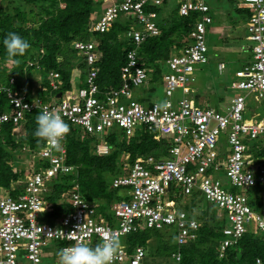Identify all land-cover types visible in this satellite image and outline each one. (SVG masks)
<instances>
[{
	"label": "built area",
	"instance_id": "obj_1",
	"mask_svg": "<svg viewBox=\"0 0 264 264\" xmlns=\"http://www.w3.org/2000/svg\"><path fill=\"white\" fill-rule=\"evenodd\" d=\"M162 1L112 0L90 20L88 31L99 33L122 15L137 24H130L122 34L135 46L126 51L118 86L100 89L95 67L100 53L92 37L71 42L87 65L83 85L75 84L78 80L73 79L70 89L59 90V96L56 94L46 100L34 89H30L28 97L25 87L14 88L13 76L8 85L0 81V94H5L11 107L0 111V125L4 122L18 124L27 112L47 109L60 115L69 128L58 142L44 139L37 148L23 147L36 162L25 173L22 187L12 183V189H21L17 194H0V264H18L19 259L28 264H41L43 247L50 240L69 242L63 246L66 247L78 242L91 243L96 238L99 246L141 225L158 229L173 225L177 241L182 243L194 236L191 230L196 228L197 222L187 219L186 212L175 208L174 201L167 197L171 183L185 194L198 189L208 203L223 210L228 224L221 230L220 256L243 233L245 222L253 219L264 232V206L255 212L244 192L257 183L264 202V164L255 161L246 142L264 135V116L257 117L254 113L245 117L248 97L256 101L264 97V0L237 2V7L248 12L241 26L248 44L242 47L249 49L250 57L235 72L230 87L237 92L224 110L199 105L189 86L194 80L195 65L209 60L206 34L213 15L207 0L178 2L179 15L197 12L199 16L181 40L182 45H173V51L165 60L167 70L160 78L164 100L146 103L135 99L134 90L150 79L149 72L139 61L137 47L148 37L160 33L157 12L146 6H159ZM35 61L29 60L28 64ZM224 66V62L218 63L220 69ZM47 78L48 92H56L60 87L59 73L49 71ZM36 87L46 89L40 81ZM177 90L180 96L174 97ZM142 127L153 132L157 140L161 137L170 140L168 156L159 159L152 155L139 156L131 164L124 163L127 173L112 178V186L125 191V196L114 205L118 218L116 227L97 218L93 206L78 191L71 192L73 211L63 215L59 222L38 221L39 213L53 209V204L44 200L47 181L58 173L72 170L73 166L65 162L68 134L79 129L84 134L95 135V152L106 154L109 148L103 138L105 130L121 129L128 137ZM224 133L228 147L222 141ZM233 187L237 191L232 190ZM144 255L142 246H136L129 253L124 244H118L112 264H124V260H128L126 264H143ZM256 262L263 264L260 258Z\"/></svg>",
	"mask_w": 264,
	"mask_h": 264
},
{
	"label": "trees",
	"instance_id": "obj_2",
	"mask_svg": "<svg viewBox=\"0 0 264 264\" xmlns=\"http://www.w3.org/2000/svg\"><path fill=\"white\" fill-rule=\"evenodd\" d=\"M16 1L18 3L14 4L13 12H8V8H0V81L2 83L8 85L9 78L13 76L14 88L25 87L28 97L31 94L30 89H34L38 96L46 100L58 94L59 90L62 92L71 88L73 79L76 80L75 69L79 76L77 84L83 85L87 65L83 57L71 46V42L74 39L91 37L96 41V49L100 53L95 65L100 89L118 86L121 83L120 67L125 62L126 51L135 46L122 34L135 22L134 19L122 15L114 20L106 31L89 32L91 16L94 12L98 14L96 7L104 6L102 0ZM20 1L30 5L29 12L21 8ZM231 1L237 6L239 0ZM236 6V15L239 14L242 20H245L247 10ZM146 8L154 9L160 15V6L147 5ZM28 13L32 14L33 25L27 23ZM172 15L171 19L169 15L161 20L157 19L160 33L148 37L137 47L139 61L149 72V84L152 86L161 83L160 78L166 68L165 60L173 51V45L177 47L182 45L181 40L188 35L193 21L199 16L197 12L181 16L177 10ZM8 32H16L29 41L30 47L23 56H7L2 41ZM29 60L36 61L34 64H28ZM30 69L41 71L40 83L46 86L45 90L38 89L36 83L34 86V79L26 75ZM49 71L59 73L60 87L56 92H48ZM144 89L145 86L136 88L134 95L139 101L148 103L150 100L141 92ZM249 105L251 115L257 113V117L264 116V97L259 101L249 97L247 107ZM10 108L5 94H0V111ZM38 113L39 110L27 112L18 124L4 122L0 125V187L11 195L21 190L12 189L11 183L21 179L26 171L23 168L15 169L16 153L22 152L25 146L31 150L44 142V138L34 135L35 118ZM80 133L82 132L78 129L66 137L65 162L73 167L70 172L58 173L49 180L48 190L44 192V200L53 201L54 209L50 213H43L42 217L49 218L71 211L73 207L68 202L69 195L72 191H78L83 199L93 204L97 214L111 221L114 204L125 196L122 187L111 185L112 177L127 172L123 163H132L139 156L152 155L158 159L168 156L171 142L165 137L155 139L153 132L143 127L128 137L123 130L111 128L103 132V138L109 148L108 152L97 154L94 148L97 137L92 134L83 136ZM246 142L248 151L255 161L264 164V135ZM125 156H127L126 161ZM259 189L256 183L244 191L248 194V203L255 212L264 206L258 193ZM232 190L237 191V188L233 187ZM197 195H202L205 200L198 189L185 194L174 183H171L167 192V197L174 201L175 208L184 210L187 219L196 220L197 226L193 229L192 238L178 244L172 242L174 236L172 225L159 229L139 226L122 237L126 242L127 251L131 252L136 245L144 247L146 252L149 250L147 264H160L156 263L153 253L165 250L170 259L169 264H258L257 258H260L264 264V232L259 230L253 219L244 223L245 230L224 250L223 255L218 254L219 241L222 238L221 230L228 224L227 218L225 216L216 218L211 211L213 208L211 205L209 207L206 204H196ZM160 245L162 248L159 250Z\"/></svg>",
	"mask_w": 264,
	"mask_h": 264
},
{
	"label": "rangeland",
	"instance_id": "obj_3",
	"mask_svg": "<svg viewBox=\"0 0 264 264\" xmlns=\"http://www.w3.org/2000/svg\"><path fill=\"white\" fill-rule=\"evenodd\" d=\"M0 0V8H8V12H13L14 10V4L18 3L16 0ZM112 0H102V4H109ZM165 2L160 5L162 9H164L165 14L169 15V19H171L170 16H173L172 14H175V11L177 10V0H164ZM223 1V0H222ZM224 7L226 10H229L231 12L232 16H236L235 12V6L236 4L233 3L231 0H224ZM21 8H25L26 12H29L30 5L22 3L20 1ZM237 7V6H236ZM101 8L96 7V11L99 13L101 11ZM224 9V10H225ZM97 15L96 12H94L91 16V19H94ZM162 14L160 17H158V20H161ZM90 19V20H91ZM219 21V20H218ZM33 17L32 14H27V23L28 25H33ZM242 23H239L238 27V40L235 41V37L232 36L230 30H226L223 33V40L222 41L218 36L216 37L212 31L207 32L206 34V40L207 44L209 46L208 55L210 59L202 64H196L194 68V80L189 83L190 88L193 90L194 94H197L200 97H204L207 99V101L210 103L211 107L218 108L224 110L229 104H230V98L237 92V90H234L230 87L232 80L235 79V72L240 69L242 66V63L240 64V59L232 60V57L239 55H244L245 49L242 47V45H248L246 44L247 41L244 39V31H243V25ZM229 29V28H228ZM233 38V39H232ZM230 39V42L228 40ZM228 42V43H227ZM239 53V54H238ZM222 60L225 63V67L220 69L218 67V62ZM167 69L164 68V72ZM26 75L29 77H32L34 86L35 83H39L40 80H38V77L41 76V71L36 69H30ZM79 78L77 75V71L75 69L74 78ZM25 78V77H24ZM26 80V78H25ZM150 80V79H149ZM150 81L145 82L144 86L145 89L141 91L143 93V96L151 100L156 101H162L164 99V92H163V84L159 83L154 86L149 84ZM155 83V82H154ZM136 92V90H135ZM179 97L180 92L177 90L175 92L174 97ZM252 97V96H250ZM136 99V98H135ZM137 100V99H136ZM249 101V97L247 99V102ZM206 105V104H205ZM250 105L245 110V117H250ZM80 135L86 136L84 133H80ZM104 135V133H103ZM222 141L225 146L228 147V144L226 142V134L224 133L222 136ZM218 147H221V144L218 145ZM33 162H36L35 160H31L29 156L23 152L16 153L14 158V167L17 168H23L24 170H30V167L32 166ZM16 186L22 187L23 185V178L19 179L17 182H15ZM196 204H206L210 207L211 203H208L206 200L203 199L202 195H197L195 198ZM188 200V199H187ZM203 200V201H202ZM212 206V205H211ZM213 208L211 211L213 212V215L217 218L218 216H224V212L221 208H217L216 205L212 206ZM218 217V218H219ZM112 218V217H111ZM115 219V216L111 219V222ZM143 227V225H141ZM118 241L126 243L122 237L118 238ZM174 240H172L173 242ZM52 246L49 247H55L59 250L60 244L57 242H52ZM161 245L159 250L161 249ZM149 250L146 252L143 258V263L147 264L149 261ZM167 250L165 251H158L156 254L153 253V258L155 259L156 263L160 264H169L170 259L167 255ZM58 261V255L52 258H49L48 263L49 264H57ZM128 260H124L122 263H126ZM20 264H25L24 260H20Z\"/></svg>",
	"mask_w": 264,
	"mask_h": 264
},
{
	"label": "clouds",
	"instance_id": "obj_4",
	"mask_svg": "<svg viewBox=\"0 0 264 264\" xmlns=\"http://www.w3.org/2000/svg\"><path fill=\"white\" fill-rule=\"evenodd\" d=\"M2 43L4 46L5 52H6L7 56H9V57L23 56L25 54L26 50L30 47L29 41L16 32H8L6 34V36L4 37ZM208 48H209V46H208ZM38 80H39V77H38ZM35 120H36V127H35L34 135L36 137H39V138L49 139V140H53V141L58 142L69 131L68 125L62 119V117L58 114H55L53 112L48 111L47 109L40 111L36 115ZM22 152L27 154L29 156V158L31 160H33V158L30 156L29 153L25 152L24 150H22ZM126 158H127V156L124 157L125 161H126ZM127 163L131 164L129 162H127ZM123 165H124V163H123ZM124 167L126 168L125 165H124ZM126 169L128 171V168H126ZM28 171L29 170L25 171V173H27ZM125 173H127V172H125ZM121 174H123V173H119V175H121ZM24 175L22 176V178L24 177ZM15 182H17V180L13 181L12 183L15 184ZM48 182L49 181H47V186L49 184ZM12 183H11V186H12ZM44 192H43V194H44ZM5 193H7V191H5L4 189H2L0 187V194H5ZM68 199H69L68 202L71 204V201H70L71 195H69ZM50 202L53 204V209H54V202L53 201H50ZM86 202L89 203L88 201H86ZM91 205L93 206V204H91ZM72 207L74 208L73 205H72ZM93 208H94V206H93ZM113 208H114V206H113ZM53 209L51 211H49L48 213L52 212ZM71 211H73V209ZM71 211H68V212H71ZM45 212L38 214V216H37L38 221H49L51 223H54V222L57 223V222H59V220L61 219V217L63 215L68 213V212L61 213L58 215H54L53 217L46 218V217H42V214ZM94 214L96 215L97 218L102 219L105 223H107L108 225H110L112 227H116L118 224V218H117L116 214L114 213V209H113V216H115V219H113L112 222L110 220L105 219L103 216H100L99 214H97L95 208H94ZM165 226H167V225H165ZM193 226H195V225H193ZM143 227H145V226H143ZM173 228H174L173 240L176 243L181 244L177 241V236H176L177 230L175 227H173ZM192 232H193V229H192ZM124 235L119 236L118 238L123 237ZM118 238L112 237L111 239L105 241L102 245H99V246L97 244V241H95L96 238H94L91 243L90 242H87V243L78 242V243H75L73 245L66 246V247H63V246L68 244L69 242H65L62 240H50L48 242V244L43 247V256L45 254L44 253L45 247L49 246L52 242H57L60 244L59 250L56 249V251H58L57 264H112L114 255L117 251L118 244H124L126 246V243L118 241ZM188 239L189 238H187L184 242H186ZM184 242H182V243H184ZM136 246H141V245H136ZM136 246H134L133 249ZM143 249L145 251L144 247H143ZM126 250H127V246H126ZM43 256H42V260H43Z\"/></svg>",
	"mask_w": 264,
	"mask_h": 264
},
{
	"label": "crops",
	"instance_id": "obj_5",
	"mask_svg": "<svg viewBox=\"0 0 264 264\" xmlns=\"http://www.w3.org/2000/svg\"><path fill=\"white\" fill-rule=\"evenodd\" d=\"M164 2L165 1L163 0L162 3H164ZM178 2H179V0H177V4H178ZM224 2H225L224 0L223 1L222 0H209V2H207L211 6V11L210 12L213 15L212 23H211V25H210V27L208 29V33L212 31V33L216 37L218 36L222 41H224L223 38H222L223 37L222 35H223L224 31L230 30L232 36L235 37V41H236L239 38V36H238V27L237 26L239 25V23L243 22L242 21V16H239V14H237L235 17L232 16L231 12H229V10H226L224 8V7H227V6H224ZM160 8H161L160 15L162 14V17L167 16V14H165L164 9H162L161 6H160ZM160 15L158 14V17H160ZM239 27H240V25H239ZM228 42H230V39L228 40ZM244 49H245V52H246L244 55H242V56L236 55V56L232 57V60L240 59L241 60L240 64L241 63L243 64L244 61L249 59V57H250L249 56L250 55L249 49H246V47H244ZM209 59H210V57H209ZM219 61H222V60H219ZM76 80H78V77L76 78ZM191 94H192L193 98L195 99V101L199 105H205V104L206 105H210V103L207 101L206 98L200 97L197 94H194L193 90L191 91ZM222 179H224V181H225L224 176H222ZM49 246L45 247V249H44V253L45 254L43 256L42 264H49L48 263L49 258H52V257H55V256L58 255V251H56V248L55 247H49ZM20 260L21 259L18 260V264H20ZM25 264H28V263L25 261Z\"/></svg>",
	"mask_w": 264,
	"mask_h": 264
},
{
	"label": "water",
	"instance_id": "obj_6",
	"mask_svg": "<svg viewBox=\"0 0 264 264\" xmlns=\"http://www.w3.org/2000/svg\"><path fill=\"white\" fill-rule=\"evenodd\" d=\"M57 95L59 96L60 95V92Z\"/></svg>",
	"mask_w": 264,
	"mask_h": 264
},
{
	"label": "bare ground",
	"instance_id": "obj_7",
	"mask_svg": "<svg viewBox=\"0 0 264 264\" xmlns=\"http://www.w3.org/2000/svg\"><path fill=\"white\" fill-rule=\"evenodd\" d=\"M24 177H25V176H24ZM24 177H23V178H24ZM249 195H250V194H249Z\"/></svg>",
	"mask_w": 264,
	"mask_h": 264
}]
</instances>
